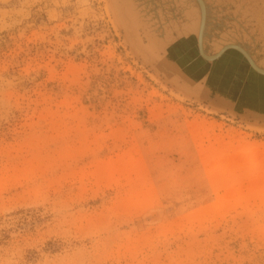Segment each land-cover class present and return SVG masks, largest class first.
<instances>
[{"label": "rangeland", "instance_id": "obj_1", "mask_svg": "<svg viewBox=\"0 0 264 264\" xmlns=\"http://www.w3.org/2000/svg\"><path fill=\"white\" fill-rule=\"evenodd\" d=\"M116 2L0 0V264H264V116L241 110L237 66L175 60L180 17L135 28L162 46L138 50ZM218 29L205 54L264 62L259 37Z\"/></svg>", "mask_w": 264, "mask_h": 264}, {"label": "bare ground", "instance_id": "obj_2", "mask_svg": "<svg viewBox=\"0 0 264 264\" xmlns=\"http://www.w3.org/2000/svg\"><path fill=\"white\" fill-rule=\"evenodd\" d=\"M244 1L245 0H117L116 4H117L118 11H120L123 16V21L126 23L125 25L128 26L126 27V34L128 35L130 39H132V41L135 43L138 50H141L142 48L144 49V47H142V45L139 44L141 40L140 41L138 40L140 38L137 40V38L139 37V36L137 37V29H139L138 27H143L145 28V30L147 29V32H149V35L154 34L155 32H159L161 36V34L163 33L165 34V31L168 32V30H171L170 27H172L173 25L177 26L179 24L177 22L179 18L178 19L176 18L180 17V19L182 21H185V23L178 25L179 28L177 26L175 27V29L177 28L178 33L183 32L181 33L182 36L180 35L178 41H175L176 39L173 36V40L175 39L174 40L175 42L174 41L168 42L169 44L168 50L169 48H171V54L176 57L175 60H178V57H179L182 63H188L192 65V68L193 67L198 68V66L201 65L211 70L213 69L217 70L214 73L220 74V75L223 74V68L226 66L223 64L228 62L227 59H229V61L231 60L230 63L235 64L237 66V70H235L236 72L233 73L232 77L236 79V88L238 91L237 93H239L241 97L242 89L243 91H249V90L252 91L253 89L252 87H256V84L259 87L261 85L262 88H264L263 80L262 82L260 80H257L253 76V73H252L253 72L252 70L256 68V66L262 69L264 67L263 66L264 62L261 63L260 60L259 62H256L255 61L256 59L254 60V58L251 57L249 53L250 50L247 51L244 48L245 47L244 44L241 43V46H239L235 43L231 45L226 43V41H231V40H235V41L239 40V42L243 41L244 39H246V37H244L243 39L242 36L247 35V34H253L254 36H257V37L261 36V35L258 36L257 32L255 31L256 29L253 32L252 26H251L252 22H250L251 19H257L258 21H261V23L257 24L254 28H258L262 32V35H264V8H260V6L256 5L255 0H254L255 6L253 7L251 6L249 7L248 4L245 3ZM260 1L263 2L262 5L264 7V0H260ZM249 4H250V1H249ZM210 8H211V14H210ZM231 8H233V11ZM227 9H230V14L234 13V15L238 17V18H235L234 20L236 19L239 20L237 21L238 22L237 25L232 30L230 29V27L229 28L227 27V25L229 24ZM244 9H246L247 11L246 15H248V13L251 15V13H253V11L256 10V13L251 15L253 16V18L246 17L245 13H242V10L244 11ZM221 25L226 27L227 30H225V28H223ZM218 27H220V29L218 30L222 29L226 31L224 38H222V41L220 39V41L221 43L227 44L225 45L227 47L222 46L223 45L222 44L221 45L222 48H219L220 51L222 50L221 52L218 51L220 52V55L221 54L223 55L225 53L224 54L225 56L223 55L224 57H222V55L220 56L219 58L220 60H218L219 62L215 61L218 59L219 55L212 57L213 55L212 56L207 55L208 53L205 54V51H204L205 49L204 41H205L206 33L211 32V35H210L211 38L213 37L215 38L218 36V34L217 33L213 34L212 32L216 30V28ZM135 28H137L136 31H135ZM194 31H195V34H194ZM197 31L198 33L196 34ZM167 38L168 37H165V40ZM218 38H220V36ZM260 38L262 37H259V39L253 42H258L261 45H264V38L262 39ZM155 40H153L150 44H148L146 48L144 49V51L150 55L155 54L154 51L156 52L157 48L160 49L162 47L160 45L157 46L158 43L156 42L154 43ZM170 40H172V38ZM162 41L163 40H161V42ZM167 41L163 45H165ZM214 42L215 41H213V43ZM160 44L162 45V43ZM143 49H142V52H143ZM235 54L237 56H234ZM164 57L166 58V56ZM164 60L165 62L163 60L161 62L168 63V61H166L167 59H164ZM194 62H195V65H194ZM245 64L248 65L250 69L246 67ZM172 67L174 66L172 65ZM175 68H177V65H175ZM230 72H233V71H230ZM190 85H191V82H190ZM192 88H195L194 84Z\"/></svg>", "mask_w": 264, "mask_h": 264}, {"label": "crops", "instance_id": "obj_3", "mask_svg": "<svg viewBox=\"0 0 264 264\" xmlns=\"http://www.w3.org/2000/svg\"><path fill=\"white\" fill-rule=\"evenodd\" d=\"M247 67L248 65L245 64ZM250 69V68H249ZM253 76L262 82H264V78L256 75L254 72ZM225 81V80H224ZM228 84V81H226ZM256 84V83H255ZM232 91H234L233 87ZM252 92L251 90L249 91H243L241 90V97L240 94L238 93L239 97L241 98V110L245 112L247 115H255V116H264V88L260 85V87L256 84V87H252ZM238 92V91H237Z\"/></svg>", "mask_w": 264, "mask_h": 264}, {"label": "water", "instance_id": "obj_4", "mask_svg": "<svg viewBox=\"0 0 264 264\" xmlns=\"http://www.w3.org/2000/svg\"><path fill=\"white\" fill-rule=\"evenodd\" d=\"M238 53V52H237ZM239 54V53H238ZM252 70V69H251ZM256 75H258V76H260V77H262V78H264V69L262 68H258L257 66H256V68H254L253 70H252ZM263 100H264V98H263ZM244 115H246V116H250V117H258V116H255V115H247V114H244Z\"/></svg>", "mask_w": 264, "mask_h": 264}]
</instances>
